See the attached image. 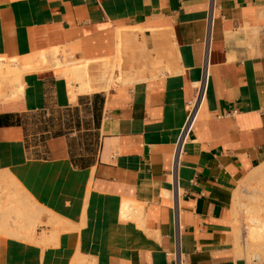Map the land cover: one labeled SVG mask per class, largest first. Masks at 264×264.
Listing matches in <instances>:
<instances>
[{
    "label": "crops",
    "instance_id": "obj_1",
    "mask_svg": "<svg viewBox=\"0 0 264 264\" xmlns=\"http://www.w3.org/2000/svg\"><path fill=\"white\" fill-rule=\"evenodd\" d=\"M210 4L0 0V74L11 79L0 78V114L84 108L99 136L87 152L73 147L76 126L33 144L24 123L0 126V264H174L177 252L185 264H248L234 210L243 181L264 166V0H215L212 17ZM56 49L90 61L89 89L68 92L50 69L6 73ZM115 58L114 84L91 83L90 63ZM55 216L65 227L38 242Z\"/></svg>",
    "mask_w": 264,
    "mask_h": 264
},
{
    "label": "rangeland",
    "instance_id": "obj_2",
    "mask_svg": "<svg viewBox=\"0 0 264 264\" xmlns=\"http://www.w3.org/2000/svg\"><path fill=\"white\" fill-rule=\"evenodd\" d=\"M54 51H56V54H53V52H51L50 58L47 54L44 53V56L48 61V64L46 66H38L24 71H29L36 68L50 69L57 76L66 78L69 92L71 89L70 85L73 84V86L77 87L79 85V81L73 80L72 82L65 75L56 73L53 65L54 59L56 58L61 63H64V65L68 66H71L72 64H83L84 62L90 61L69 60L65 51H61L59 49H56ZM121 62L122 61L119 58H115L114 60L104 59L101 60L100 63L98 61L91 62L89 65L91 83L103 81L105 82V87H109L114 84V81L116 80L115 70L120 68ZM96 64L98 68L94 66ZM5 65V70L9 67L12 68V65ZM6 73L8 75H17L13 70H8ZM20 73L22 72L20 71ZM0 78L2 81L11 82V79L3 78V75L1 74ZM13 85H15V83ZM16 120H20L24 123L26 132L29 136L28 138L30 140V144H33L36 141L38 142L42 139L52 137L56 133H67L68 129L76 126L80 131L76 134V140H78V143L76 144V146H73L74 148H85L87 152H93L94 149H96L99 145L98 132L96 130H93L90 112L84 108H77L74 111H61L55 108L54 110L49 111H41L22 115L18 114V117L14 118V121ZM263 181L264 166L256 169L250 177L243 181L244 190L241 191L236 201L234 210V226L237 234V254L238 256L243 257L248 262V264H264ZM254 217H258L262 221V223H256L257 221L253 220ZM50 224L54 226V229L51 232L53 238H51L50 240H45V238H42L38 242L47 244V242L55 240L56 236L59 234V229L61 227H65L64 220L58 216L52 218L50 220Z\"/></svg>",
    "mask_w": 264,
    "mask_h": 264
},
{
    "label": "built area",
    "instance_id": "obj_3",
    "mask_svg": "<svg viewBox=\"0 0 264 264\" xmlns=\"http://www.w3.org/2000/svg\"><path fill=\"white\" fill-rule=\"evenodd\" d=\"M214 1L215 0H211L210 16L212 15V9L214 8ZM211 17H210V24H211ZM208 77H209V64H208V58H206V62H205V65H204L203 78L199 82L200 83L199 85L196 84V89H197L196 100H195V102L193 104V107L191 109L190 116L188 118V122L186 124L185 129H184L183 135L181 136V138H180V140H179V142L177 144L176 150L174 152V157H173V176H174L175 179H176V175H177V168H178L180 156H181V153H182V147H183V142H184V138H185L184 134H185L186 130H189L192 127V125L194 124V122H195V120H196V118H197V116L199 114V111H200V109L202 107L203 100H204L205 93H206ZM196 107H198V109H197V112H196V114L194 116V113L196 111ZM237 112L238 111L236 109H233V110L227 112L225 114V116H234V115L237 114ZM263 114H264V112H263ZM175 185L177 186L176 182H175ZM174 209H175V226H176V228L178 230L180 228L181 216H180V213H179V207H178L177 203H175ZM174 264H185L182 255H180V253H178V252L175 254Z\"/></svg>",
    "mask_w": 264,
    "mask_h": 264
},
{
    "label": "bare ground",
    "instance_id": "obj_4",
    "mask_svg": "<svg viewBox=\"0 0 264 264\" xmlns=\"http://www.w3.org/2000/svg\"><path fill=\"white\" fill-rule=\"evenodd\" d=\"M54 52L56 53V51H54ZM46 64H47V60H46V57L44 56V54H41L40 58L36 62H26V63L22 64L21 65V70L20 69L19 70L18 69L13 70L15 72V74H17L16 75V80L20 79V71L28 70L30 68H35V67H38V66H44ZM54 64H55L56 68L58 67V69H59L58 71L60 73L69 75L70 76L69 79H72L71 81H73V80L79 81V83H81L80 90H85L86 88H88V85H86V83H85V79H86L85 78L86 77V64L87 63L83 64V65L82 64H77V65H73L72 64L71 66H68V65L61 64L57 59H55L54 60ZM2 65H3V59H0V70H1ZM199 84L200 83H197V85H199ZM23 90H24V87H23L22 83H20L18 85V87L16 88L15 94L11 98L21 96L22 93H23ZM71 96H72V99H75L77 95L75 94V92H73V95H71ZM197 109H198V107H196V111L194 113V116H195V114L197 112ZM86 181H87V178H86ZM253 220L257 221L256 223H259V224L262 223V221L258 217H254ZM51 238H53L52 235H49V236L45 237V240H50Z\"/></svg>",
    "mask_w": 264,
    "mask_h": 264
},
{
    "label": "trees",
    "instance_id": "obj_5",
    "mask_svg": "<svg viewBox=\"0 0 264 264\" xmlns=\"http://www.w3.org/2000/svg\"><path fill=\"white\" fill-rule=\"evenodd\" d=\"M97 97L99 98L100 95H96V98ZM15 117H18V114H15V113L0 114V126H9V125H16V124L20 125L21 123H23L20 120L14 121ZM58 134H61V133H56L55 135H58Z\"/></svg>",
    "mask_w": 264,
    "mask_h": 264
}]
</instances>
